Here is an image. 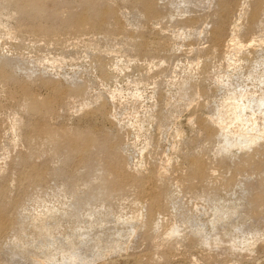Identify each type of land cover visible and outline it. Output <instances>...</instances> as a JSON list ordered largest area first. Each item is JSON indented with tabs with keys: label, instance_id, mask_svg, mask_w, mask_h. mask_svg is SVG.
<instances>
[{
	"label": "rangeland",
	"instance_id": "obj_1",
	"mask_svg": "<svg viewBox=\"0 0 264 264\" xmlns=\"http://www.w3.org/2000/svg\"><path fill=\"white\" fill-rule=\"evenodd\" d=\"M0 264H264V0H0Z\"/></svg>",
	"mask_w": 264,
	"mask_h": 264
}]
</instances>
